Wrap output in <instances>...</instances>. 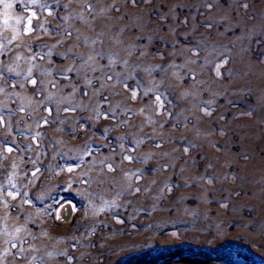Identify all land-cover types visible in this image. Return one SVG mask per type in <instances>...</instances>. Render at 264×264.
I'll use <instances>...</instances> for the list:
<instances>
[{
    "label": "rangeland",
    "instance_id": "374dc122",
    "mask_svg": "<svg viewBox=\"0 0 264 264\" xmlns=\"http://www.w3.org/2000/svg\"><path fill=\"white\" fill-rule=\"evenodd\" d=\"M0 264H264V0L0 2Z\"/></svg>",
    "mask_w": 264,
    "mask_h": 264
},
{
    "label": "snow or ice",
    "instance_id": "6c2138e0",
    "mask_svg": "<svg viewBox=\"0 0 264 264\" xmlns=\"http://www.w3.org/2000/svg\"><path fill=\"white\" fill-rule=\"evenodd\" d=\"M0 2H3V0H0ZM32 2L35 3L36 0H32ZM133 2H135V0H133ZM11 6H12L11 4H5V7H6V8H10ZM244 7H247V5H244ZM32 30H33V29H32V27H31V18H30V19L27 21V26L24 28V32H25V33H30ZM31 83H32V84H36L37 81H36V80H32ZM133 95L135 96V93H134ZM157 99H159V98H157ZM9 151H11V149H9ZM185 151H187V149H185ZM125 159H127V160H131L132 158H131L130 156H125ZM108 168H109V171L113 170L111 165H109ZM139 190H140L139 188L136 189V191H139ZM13 247H15V245H13Z\"/></svg>",
    "mask_w": 264,
    "mask_h": 264
},
{
    "label": "bare ground",
    "instance_id": "6f19581e",
    "mask_svg": "<svg viewBox=\"0 0 264 264\" xmlns=\"http://www.w3.org/2000/svg\"><path fill=\"white\" fill-rule=\"evenodd\" d=\"M69 207L68 206H64L61 210H60V216L62 217V219L64 218H69Z\"/></svg>",
    "mask_w": 264,
    "mask_h": 264
}]
</instances>
